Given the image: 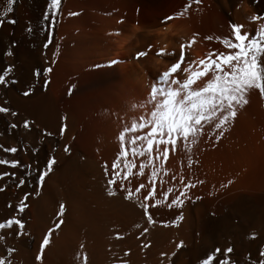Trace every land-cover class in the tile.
Here are the masks:
<instances>
[{
    "label": "bare ground",
    "instance_id": "bare-ground-1",
    "mask_svg": "<svg viewBox=\"0 0 264 264\" xmlns=\"http://www.w3.org/2000/svg\"><path fill=\"white\" fill-rule=\"evenodd\" d=\"M234 24L264 44V0H0V224L20 221L0 228V262L264 260V79L219 128L227 108L177 133L166 160L157 141L171 138L149 135L173 79L238 51L222 43L236 42ZM181 45L184 62L161 80ZM211 79L210 69L190 89Z\"/></svg>",
    "mask_w": 264,
    "mask_h": 264
},
{
    "label": "snow or ice",
    "instance_id": "snow-or-ice-1",
    "mask_svg": "<svg viewBox=\"0 0 264 264\" xmlns=\"http://www.w3.org/2000/svg\"><path fill=\"white\" fill-rule=\"evenodd\" d=\"M11 2L12 0H8L9 4ZM56 4L57 0H51V5L53 7H55ZM252 19L256 20L257 17L253 16ZM231 27L236 42L233 43L229 39H224L222 43L228 48L237 49V52L230 55L220 53L215 56V60L209 59L207 63H205L204 60H200L199 64L204 66L202 70L191 72V74H189L186 79H183L182 82L179 79H173L171 83L179 85L176 90L169 88L167 93H164L163 91L160 92V95L165 96V98L162 102V105L157 104L156 107L162 110L152 113L155 123L152 124V132L149 133V135H155L159 130L161 135H166L171 139L169 140L165 138L161 141H157V160H159L161 156L159 148L161 143L164 145L162 155L166 160L169 153V143L172 144L173 151L176 149L177 133H179L180 137L186 138L190 133H194L197 130V126H202L201 121H205L207 123L209 117L213 116L221 109L227 108L226 115L222 117L220 119V123L216 125V127L219 128L225 122L228 116L234 115V112L231 111L233 102H242L243 93L247 88H261V80L264 79V66H262L264 65V44L259 43L255 37L249 38V34L246 32L241 34L240 25L234 24ZM256 36L259 37L260 41H264V26H262L261 29L257 31ZM206 39L208 38L206 37ZM245 40H247L246 44L244 43ZM138 55L141 54L138 53ZM212 55V53H209V56ZM184 60V45H181L179 60H177L175 63H172L171 67L161 75V80H167L170 73H177L179 66L184 62ZM232 61H236V63H232ZM222 65L230 69V71L224 70ZM189 67H191V65H189ZM210 69L213 73V79L209 80L205 87L199 88L198 90H191L190 86L193 84L194 79L205 76V74L208 73ZM188 71L189 68L183 69V72L185 73ZM4 81L5 77L0 76V82ZM156 91V88L153 87L152 92L155 93ZM25 94L27 95V93ZM261 94L264 95V89H261ZM8 111L9 110L6 107H0V113H6ZM11 114L16 115L15 113ZM27 126V121H25V127ZM140 127H143L142 122ZM125 131H127V129H125ZM120 139H123V133L120 134ZM152 144L153 140L147 139L148 148L146 151L149 152V164H151L150 152ZM5 150L12 153L17 151V149L14 147H9ZM118 155H124L123 150H121ZM6 163H9V161L0 160V165ZM53 163L54 161L52 159H48L46 166H50ZM17 164L18 161H11V165L13 167H15ZM116 166L117 164L114 162L113 168ZM143 167L144 165L141 164V169H143ZM40 178L43 179V174H41ZM20 183L23 184L24 181L21 179ZM142 187L143 185H138L136 191L139 192ZM109 194H112L111 191H109ZM148 195L153 196V191L150 190ZM162 195L166 196L167 194L163 193ZM145 199H147V197H145ZM177 203L178 198L172 200V204ZM20 204L21 209L26 206L23 201H21ZM141 207L146 208L147 206L141 205ZM62 208L63 206H61V209ZM145 215H147V212H145ZM180 218L181 217L178 216L177 220ZM149 222H151L150 217ZM13 223L20 225V221L18 220H8L6 223L0 224V228L10 226ZM145 231H147V229H145ZM47 242L48 235L46 234L43 237L41 248H43L44 244ZM145 247H147V245H145ZM177 247H180V244H177ZM223 251L224 254H227L228 252H231L232 249L226 248ZM261 255L264 256V252H262ZM39 258L40 257L37 256V259ZM211 260H213V257L209 254L207 255V259L204 260L202 264H209V261ZM0 264H3V262H0ZM224 264H227V261H225ZM260 264H264V260H261Z\"/></svg>",
    "mask_w": 264,
    "mask_h": 264
}]
</instances>
